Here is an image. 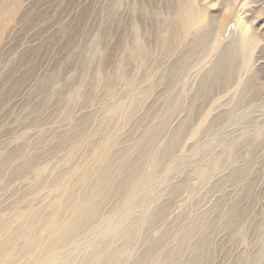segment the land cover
Segmentation results:
<instances>
[{
	"label": "rangeland",
	"instance_id": "1",
	"mask_svg": "<svg viewBox=\"0 0 264 264\" xmlns=\"http://www.w3.org/2000/svg\"><path fill=\"white\" fill-rule=\"evenodd\" d=\"M176 1L157 0L154 7H147V14L143 16L137 11L147 6V0H0V250L13 239L10 249L0 253V264L63 263L75 256L73 264H83L88 259L86 252L62 254L61 249L43 251L42 246L49 241L56 222L73 221L72 211L78 201L72 194L83 192L79 178L100 169L96 158L103 150L113 147L112 151H116L122 146L121 142L137 138L149 125L157 124L165 115L169 93L179 94L177 111L170 118L165 135L158 139L145 161L147 178L142 175L139 181L143 178L153 181L154 176H161L166 162L158 161L160 153L173 129L186 119L189 121L183 127L180 142L184 150L216 149L213 155L218 156L220 164L227 159L238 157L242 160L250 157L249 153L253 154L256 162L252 175L257 185L252 190V204L244 212L247 218L239 227L225 225L226 230L225 226L215 227L213 233L217 231L219 237L210 244L204 264H238L241 251L254 254L259 249L258 235L264 230V72L259 78L260 96L250 93L238 104L242 85L250 75L249 68L260 54L254 31L257 21L252 24L246 12L256 0H230L233 7L229 20L225 24H214L213 41L205 47L193 70L172 89L169 80L162 75L171 67V62L159 41L168 35V24H174ZM155 12L157 15L153 19ZM260 22L264 23V15ZM182 32L181 28H176L178 43L185 45L188 42ZM242 37L243 61L247 63L243 62L237 73L235 86L225 92L215 88L199 93L200 76L211 68L226 44L236 43ZM54 73L57 76L51 78ZM140 98L141 105L126 119L127 110L136 106ZM223 112H231V116L219 124L213 123ZM110 114L113 118L101 130L104 118ZM235 115L234 128L238 132L228 122ZM227 123L229 135H232L219 142L215 135ZM88 133H94L90 144L86 142ZM240 134L247 138L243 146L238 140ZM255 137L258 141L253 143ZM158 167L161 172L156 169ZM186 168L194 178L188 185L186 182L185 189L193 193L197 185L193 175L195 169ZM122 173L120 170L116 175V182L120 176L122 178ZM134 189L130 191L138 199V191ZM113 190L114 187L106 207L111 208V213L116 210L117 214L112 213V217L110 209L105 208L98 219L104 220L110 213L108 218L112 217L116 223L125 216L120 206L129 203L131 192L124 196L123 190H117L125 200L117 191L113 193L118 195L115 197L111 193ZM191 202L187 200V207ZM112 207L115 208L112 210ZM193 207L196 209L193 205L192 211ZM225 218H221L224 223ZM221 219L218 220L222 222ZM97 220L91 225L101 224ZM182 223L168 228L179 233L184 226ZM237 229L243 233L242 238H238ZM143 234H147L146 230ZM141 236L122 241L124 245L118 244L123 251L137 255L142 247ZM90 238L94 240L86 232L81 235L80 242L90 241ZM94 245V241H90L86 247L91 250ZM163 256L164 253L153 252L150 258L161 261ZM187 257L189 253H185L183 259ZM127 259H121L120 264H124L123 260L130 264ZM260 264H264V255Z\"/></svg>",
	"mask_w": 264,
	"mask_h": 264
},
{
	"label": "bare ground",
	"instance_id": "2",
	"mask_svg": "<svg viewBox=\"0 0 264 264\" xmlns=\"http://www.w3.org/2000/svg\"><path fill=\"white\" fill-rule=\"evenodd\" d=\"M197 1H176V18L173 21L174 24H172V22L168 24V35L159 41L164 49L165 56H167L168 61L171 62V67L162 73V75L169 80V86L172 89L174 86L178 85L188 72L193 70L196 64L195 62L201 58V54L205 47L211 40L213 41L212 37L214 33H216L212 29L214 24H216V22L225 24L231 16L233 6L230 0ZM156 2L157 0H147V6L139 8L137 11L138 14L144 16L147 14V7H154ZM252 3L253 5L250 4L252 8L246 12L249 16L248 20L252 24L257 21V26L254 28V31L257 34L260 54L256 58L254 66L251 67V69L249 68L250 75L247 81L243 83L244 85H242L240 90L242 92V97L238 101V104L244 102L246 96L250 93L256 96L259 94V78L260 74L264 72V23L260 22L264 15V0H256ZM156 15L155 12L153 14V19ZM178 27L182 29L184 38H187L186 40L188 43L183 37L181 38L187 43L185 45L178 43V39H180L176 35V28ZM219 37L220 36H218L216 40H219ZM245 37L246 35L244 38ZM242 39L243 37L236 43L229 42L220 50L211 68L208 71L206 70L207 72L204 75L200 76L202 79L198 89L199 93L204 89L212 91L215 88L222 89L223 92H225L231 90L232 87L235 86V83L238 81L237 77L239 76H237V73L242 68L243 62H245L243 61L245 46H242L240 42ZM179 41L181 42L182 40ZM246 57L248 58V55H246ZM245 70L248 71L247 69ZM56 76L57 73H54L51 78ZM173 94L169 93V100L164 107L165 115L160 118L157 124L149 125L139 137H130L129 140L121 142L122 146L116 151H112L113 147H110V150H103L98 158H96V160L98 159L96 163L99 164L97 165L100 166V169L99 167L98 170L95 168L96 172H91L92 174L90 173L88 177L83 175L79 178L78 181L81 187H83V192L79 191L72 194L73 198L78 201V205L72 211V215L74 216L73 221L65 222L61 220L60 222H56L55 228L49 234V241L42 246L43 251H57V249H61L62 254L86 252L88 253V259L83 264H120L123 258H128L131 261V263L129 262L130 264H204L206 260L205 254L210 249V244L219 237L217 231L214 234L213 230L225 225L239 227L244 223L247 218L244 212L246 208L248 206L250 207L252 204V190L253 187L257 185L252 175L253 165L254 162H256L255 156L249 153L250 157L248 158L242 160H238V157L236 159L231 158L225 160L223 164H220L218 156L213 155L216 149L198 150L196 148H191L184 150L180 142L182 139L183 127L188 123V119L182 120L180 124L173 129L168 142L162 153H160L161 156L158 155L161 157V159L158 160L159 162H166V164L164 163L165 168L163 166L164 170H162L161 176L159 175V178L157 177L158 175L154 176L153 181L152 179L150 181L147 179L149 182L143 178L146 180V183L143 179H141V181L143 180L142 182L145 184L140 183L141 181H139V179L144 175L146 159L149 154H152L151 151H154L158 139L165 135L169 127L170 118L174 115L173 113L175 110L177 111L179 94ZM141 103L142 100L140 98L136 106L127 110L126 119L135 112ZM230 116L231 112L220 113L213 120V123L219 124L221 120L228 119ZM235 117L236 115L228 121L231 123V126L229 125L231 128H234V124L237 123L233 120ZM111 118H113L111 114L104 118L102 122V126L104 127H101V130H103V128L105 129L106 122ZM226 125L227 129L226 127L219 128V134L215 135V137L218 136L219 142L232 135H229L228 123ZM64 129L62 128V130ZM235 130H237V128ZM235 130L233 131L234 133ZM211 132H213V130H211ZM210 133L209 135L214 136V134L212 135ZM240 133H242L241 130ZM255 133L258 134V130H256ZM93 136L94 133H88L87 144L92 141ZM256 138L257 137L252 138L253 143L258 141ZM238 140L241 146H243L247 138L245 135L240 134ZM124 143L127 144L124 145ZM195 145L196 143H194V146ZM218 152L220 153V151ZM209 161H212L211 165ZM188 166L195 169L193 175L197 178V185H194V190L196 191L193 193L189 192L190 194L188 190L185 189L189 184L188 181L193 177L191 173H188L190 170L186 168ZM151 168L152 167L149 169ZM184 168L187 170L186 174L184 173ZM156 169H159V167ZM120 170L123 171L122 178L120 176V181L118 180V182H116V179H118L116 175ZM151 170H153V168ZM160 170L161 169H159L158 172H161ZM143 177H145V175ZM155 177L158 180H156ZM145 178H147V175ZM186 182H188L187 185ZM113 187L115 190L111 192L112 194L114 191L123 190L122 194H124V196H133L132 198L128 196L131 199H129V203L122 200L126 205L120 206V203L117 205L118 207L120 206V208L123 207L122 213L125 216L124 218H119L116 223H114L115 219L112 221V217L117 214L115 213L116 210H113L115 207H112V213H115L114 215L111 213V208L106 207L107 203L109 205V200L112 199L111 196H109L111 197L109 199L108 195H110L109 193ZM134 187L138 191L139 196H137L136 193L138 199H135V193L131 192ZM126 193L128 195H125ZM117 194L120 196L118 191ZM118 195L115 193L114 196L116 197ZM234 196L235 198H233ZM121 198L124 197L122 196ZM188 199L189 201L190 199L192 200L191 206H196L195 210L193 207L194 211L190 209L191 206L187 207L186 202ZM152 206L154 207L152 208ZM105 208L108 210L110 209L112 217L108 218V215H110V213H108V215H105L107 218L104 220H101L102 218L98 219L100 215H102L101 211L103 213ZM223 216L226 217L225 223V220H222L224 218ZM97 219L101 221V224H99V222L98 224L102 226L97 229L99 225H94L95 229L94 226L91 225V222L95 224L97 223ZM108 219H111L109 220L110 222L107 221ZM180 219H182L181 221L184 225L182 228H184H180L181 230H179L181 232L179 233H173L168 227H172L174 224L176 226V223L178 226L179 223H181ZM218 219H221L224 225L221 224L222 222ZM86 224H89L90 226H88L90 228L93 226V230L88 226L85 227ZM260 229H262V227ZM144 230H146L147 234H143V236L142 231ZM217 230L219 231L220 228ZM86 232L94 238V240L90 238V241H94L95 243L91 250H88V247H86L87 243L90 241L80 242L81 235ZM260 232V235H258L259 242L261 243L259 249L255 251L254 254H249L248 251L245 253L242 251L241 253L239 252L242 258L239 260L238 264H260V260L264 255V230L262 233ZM223 234L225 235V233ZM140 236L142 237V247L136 252L138 253L137 255L132 254V252L123 251L121 245L122 243L124 245V242L122 241L127 242V240L140 239ZM237 236L238 238H242L243 236L240 229H237ZM11 242H13V239L0 250V253L2 251H8ZM136 242H140V240ZM118 243H121V245ZM240 244L242 243L240 242ZM243 250L245 249L243 248ZM153 252L164 253L163 259L161 261L158 259L152 261L150 256ZM185 253H189L187 259H183ZM76 258L77 256L71 257L68 261L63 263L51 261L49 264H73ZM123 263L126 264L124 260Z\"/></svg>",
	"mask_w": 264,
	"mask_h": 264
}]
</instances>
